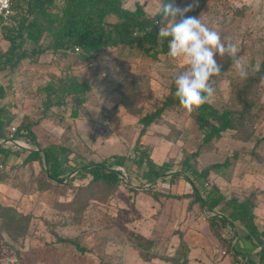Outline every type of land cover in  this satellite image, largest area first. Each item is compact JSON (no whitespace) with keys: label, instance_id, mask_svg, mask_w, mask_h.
<instances>
[{"label":"rangeland","instance_id":"1","mask_svg":"<svg viewBox=\"0 0 264 264\" xmlns=\"http://www.w3.org/2000/svg\"><path fill=\"white\" fill-rule=\"evenodd\" d=\"M121 1L129 9L140 4L154 15L163 0ZM199 1L180 0L175 6L193 4L194 9ZM17 2L13 17L0 22V54L9 46L6 30L15 25L20 7L26 9V3ZM195 17L238 47L248 73L241 79L231 57L217 55L221 68L230 64L213 77L209 102L218 111L238 114L242 97L251 108L233 129L205 144L195 110L168 107L138 142L157 165H170L152 183L141 177L145 166L130 161L140 121L176 93L175 78L188 68L186 59L168 53L154 59L135 46H119L93 57L47 50L34 61L21 59L13 68L2 69L0 62V143L13 151L60 146L68 157L61 156L67 165L61 183L47 178L42 160L24 163L21 151L0 164V264H173V259L189 256L190 264H247L237 255L244 253L263 264L264 73L254 80L264 69V0H206ZM9 33L21 42L18 51L30 50V42ZM64 77L90 87L76 117L69 98L63 105L47 107L39 90ZM27 123L37 144L12 135V127ZM113 155L128 160L121 171L124 181L112 187L92 181L90 175L77 178L78 170L70 164L72 158L85 164ZM185 158L198 171L222 165L211 169L205 180L188 174L202 198L215 189L223 195L216 210H207L196 199L187 172H181ZM234 206L243 209L242 220ZM216 213L226 217L225 226L210 219Z\"/></svg>","mask_w":264,"mask_h":264},{"label":"trees","instance_id":"2","mask_svg":"<svg viewBox=\"0 0 264 264\" xmlns=\"http://www.w3.org/2000/svg\"><path fill=\"white\" fill-rule=\"evenodd\" d=\"M26 3V9L20 7L19 17L14 26L8 29L10 32H15L21 38L32 44L30 50L18 51L21 42L16 41L14 36H11L9 31L7 40L9 46L7 50L0 54L1 68L15 67L16 64L24 58L31 61L35 60L37 55L44 53L47 50L68 52L74 51V47H79L80 52L84 55L93 57L100 51L106 48H116L119 46H135L138 50L146 55L156 59L159 54H165L169 51L170 38H159L157 32L162 26L159 23L162 17L158 14L162 4L168 0H163L160 8L154 15H149L144 7L137 4L134 9L124 7L121 0H19ZM180 0H174V3ZM58 2L62 5L58 7ZM206 0H200L197 6L190 11L188 16H196L198 11L203 7ZM19 6L17 0H13V7ZM3 22V21H2ZM6 22V21H5ZM4 22V23H5ZM47 39V43L44 40ZM230 62V61H229ZM228 62V63H229ZM230 64V63H229ZM229 64L222 67L224 71ZM264 69L261 68L259 76L254 81H259L263 76ZM58 83L53 80L39 88L43 94V103L49 107L52 105H63L66 99L69 98L73 106L71 115L76 117L79 107L86 101V93L90 87L84 82H78L74 78L64 77L59 78ZM3 95V87L0 86V98ZM242 92L239 94V97ZM57 98V101H53ZM241 111L234 113L230 110L218 111L210 102L205 103L199 109L195 110V121L198 127L204 130L203 142L210 143L220 137L224 131L233 129V126L244 120V115L248 113L251 105L242 97L239 98ZM180 105L175 93H171L165 97L162 103L154 110L147 112L141 118L142 128L139 132V137L133 147V158L130 159L132 165L145 166V171L142 178L148 183H152L156 178L162 177L165 171L170 167L168 163L157 165L151 158L148 151L142 148L138 142L140 135L144 133L147 127L155 123L168 107ZM4 115L0 111V138H2V124ZM31 124H20L15 127L13 136L15 138H28L34 144H37L33 132L30 130ZM19 151L25 153L23 162L42 160L45 165L47 178L53 182L61 183L66 177V164L61 156L67 157V149L60 146L48 145L41 149H24L18 147ZM19 151L12 150L0 143V164L11 154H17ZM197 157V153L192 155ZM128 158L124 156L113 155L101 162H88L85 164L80 161L70 159V164L78 170V177L90 175L91 180L107 185L108 187L116 186L119 182H123L121 171L115 169V166L124 167L125 161ZM69 164V166H70ZM66 165V166H65ZM221 164H213L204 168L202 171L195 169L189 162V158H185L181 162V172L185 173L186 180L191 184L196 195V199L200 201L207 210L214 211L217 206L223 201L224 197L215 189L207 191L205 198H202L196 189L190 177L194 179L202 178L205 180L211 169H219ZM179 174L175 172L174 175ZM134 189V188H132ZM239 206H234L235 216L242 220L243 209ZM239 209V210H238ZM210 219H217L225 226L228 222L225 216L220 214L214 215ZM66 241V239H63ZM142 246V242L138 243ZM146 247V246H144ZM235 254V252H234ZM240 255L247 264H257L250 259L249 254ZM171 260V259H170ZM174 264H185L186 259L179 261V258L172 260ZM264 264V248L260 253V260ZM259 264V263H258Z\"/></svg>","mask_w":264,"mask_h":264},{"label":"clouds","instance_id":"3","mask_svg":"<svg viewBox=\"0 0 264 264\" xmlns=\"http://www.w3.org/2000/svg\"><path fill=\"white\" fill-rule=\"evenodd\" d=\"M192 9L193 4L181 8L175 6L174 0H168L158 12L162 26L157 32L161 39L170 38L168 56L184 58L188 64V68L175 78V95L180 106L188 112L199 109L213 97V77L222 74L217 55L230 56L241 79L248 74L238 58V47L229 38L222 39L220 32L209 28L200 18L186 15ZM177 16L181 17L178 21Z\"/></svg>","mask_w":264,"mask_h":264},{"label":"built area","instance_id":"4","mask_svg":"<svg viewBox=\"0 0 264 264\" xmlns=\"http://www.w3.org/2000/svg\"><path fill=\"white\" fill-rule=\"evenodd\" d=\"M13 14H14L13 0H0V22L1 21L5 22V21L9 20L11 17H13ZM74 51L80 52V48L74 47ZM12 131L13 132L15 131V127H12ZM117 169L124 173V169L122 167L118 166ZM206 184L207 183H205V185Z\"/></svg>","mask_w":264,"mask_h":264},{"label":"crops","instance_id":"5","mask_svg":"<svg viewBox=\"0 0 264 264\" xmlns=\"http://www.w3.org/2000/svg\"><path fill=\"white\" fill-rule=\"evenodd\" d=\"M234 244V243H233ZM232 253L234 254V251H232ZM170 260V259H168ZM186 263L185 264H190L191 263V256L188 257V259L186 258ZM171 264V263H170ZM174 264V263H173Z\"/></svg>","mask_w":264,"mask_h":264}]
</instances>
